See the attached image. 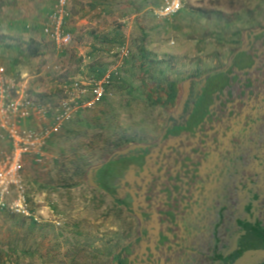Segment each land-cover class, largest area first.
I'll use <instances>...</instances> for the list:
<instances>
[{
  "label": "rangeland",
  "instance_id": "1",
  "mask_svg": "<svg viewBox=\"0 0 264 264\" xmlns=\"http://www.w3.org/2000/svg\"><path fill=\"white\" fill-rule=\"evenodd\" d=\"M1 1L0 10L3 4L31 9V3L47 0ZM159 4L71 0L73 42L64 51L45 36L39 55L31 57L35 45L29 48L26 36L0 37V67L39 102H57L66 83L94 77L93 66L106 70L102 78L111 71L106 98L55 134L42 163L26 160L24 182L42 221L32 225L30 219L0 210V264H116L114 255L135 221L108 191L91 182V169L118 151L157 139L175 106L167 103L168 86H180L178 103L192 77L227 61L235 33L250 13L264 12V0H184L177 15L161 18L155 13ZM6 45H18L19 51ZM4 149L0 145V153ZM112 169L109 163L103 171ZM106 181L112 189L114 182ZM259 251L244 262L264 259V250Z\"/></svg>",
  "mask_w": 264,
  "mask_h": 264
},
{
  "label": "flooded vegetation",
  "instance_id": "2",
  "mask_svg": "<svg viewBox=\"0 0 264 264\" xmlns=\"http://www.w3.org/2000/svg\"><path fill=\"white\" fill-rule=\"evenodd\" d=\"M250 14L227 61L191 78L157 139L97 173L135 221L115 263L248 264L246 253L264 250V12Z\"/></svg>",
  "mask_w": 264,
  "mask_h": 264
},
{
  "label": "built area",
  "instance_id": "3",
  "mask_svg": "<svg viewBox=\"0 0 264 264\" xmlns=\"http://www.w3.org/2000/svg\"><path fill=\"white\" fill-rule=\"evenodd\" d=\"M156 15L171 18L184 8V0H159ZM71 0H54L43 23L44 35L59 51L69 48L73 34L68 29ZM110 75L102 79L80 76L63 87L61 98L42 104L25 84L11 78L0 67V210L35 222H41L35 211L23 178L26 160L44 161L54 135L80 110L95 106L106 94Z\"/></svg>",
  "mask_w": 264,
  "mask_h": 264
},
{
  "label": "crops",
  "instance_id": "4",
  "mask_svg": "<svg viewBox=\"0 0 264 264\" xmlns=\"http://www.w3.org/2000/svg\"><path fill=\"white\" fill-rule=\"evenodd\" d=\"M47 1H40L35 5L31 3V9L28 6L12 8L11 4H3L5 6L0 10V34L6 36L11 33L18 39L26 36L30 40L33 39L41 43L45 37L43 22H45L44 20H46L54 2V0ZM36 5L37 9L34 7ZM41 18L44 19L43 22ZM109 74H111V71L107 73V75Z\"/></svg>",
  "mask_w": 264,
  "mask_h": 264
},
{
  "label": "trees",
  "instance_id": "5",
  "mask_svg": "<svg viewBox=\"0 0 264 264\" xmlns=\"http://www.w3.org/2000/svg\"><path fill=\"white\" fill-rule=\"evenodd\" d=\"M0 37H1V39H3L4 37H5V35H0ZM30 45H29V48H30V46H31V44H34L35 45V47L30 51V56L31 57H34V56H38L39 55V47H40V43L38 42V41H35V40H33V39H31L30 40V43H29ZM8 48H15L16 50H18L19 51V46L18 45H15V46H13V45H6ZM18 58L17 59H14L13 60V63H12V68H14V66L15 65H17L18 64ZM8 72V71H7ZM91 72L93 73V76H94V78H96V79H101L104 75H105V73H106V70L105 69H103L102 67H96V66H93V67H91ZM109 85V84H108ZM106 86V94H105V96L102 98V100H104L105 98H106V95H107V91H108V87L109 86ZM180 86L178 85V84H176V83H171L169 86H168V93H167V98H166V100H167V103H169L170 104V107L172 108L176 103H175V101L177 100V97L179 96V93H180ZM101 100V101H102ZM40 103H42V104H45V103H49V102H45V101H40ZM83 110H80L78 113H77V115H79V114H81V112H82ZM76 114L73 116V118L74 117H76L77 116ZM72 118V119H73ZM72 121V120H71ZM70 121V122H71ZM54 137H55V135H54ZM53 137V138H54ZM112 163V162H111ZM106 166V165H105ZM104 166V167H105ZM103 167V168H104ZM103 168L101 169V170H103ZM104 190H106V191H108V188H107V186L106 185H104V184H102V185H100ZM30 222H31V224L32 225H36L37 224V222H35V221H33V220H30Z\"/></svg>",
  "mask_w": 264,
  "mask_h": 264
},
{
  "label": "water",
  "instance_id": "6",
  "mask_svg": "<svg viewBox=\"0 0 264 264\" xmlns=\"http://www.w3.org/2000/svg\"><path fill=\"white\" fill-rule=\"evenodd\" d=\"M129 151L130 150H128V149L127 150H123V151H118V152L114 153L105 163L93 167L91 169V171H90V180H91V182H93L96 185H98V183H96V179L95 178L97 177V173L99 172V170H101L105 165L113 162L114 159H117L119 156L126 155ZM98 186L100 187V185H98ZM259 252H261V251L258 250L257 252H253V253L249 252V253H246L244 261L247 260L250 256L254 255L255 253H259ZM262 254L264 255V253H262Z\"/></svg>",
  "mask_w": 264,
  "mask_h": 264
}]
</instances>
